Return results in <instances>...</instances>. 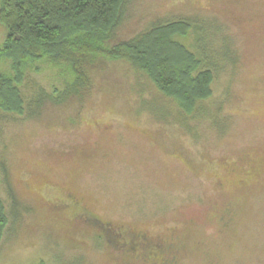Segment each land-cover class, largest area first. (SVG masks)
Here are the masks:
<instances>
[{
    "label": "rangeland",
    "instance_id": "rangeland-1",
    "mask_svg": "<svg viewBox=\"0 0 264 264\" xmlns=\"http://www.w3.org/2000/svg\"><path fill=\"white\" fill-rule=\"evenodd\" d=\"M180 22L212 72L191 113L126 58L96 56L76 92L66 64L26 71L22 114L0 110V264H149L118 230L175 264H264V0H123L107 45Z\"/></svg>",
    "mask_w": 264,
    "mask_h": 264
},
{
    "label": "trees",
    "instance_id": "trees-1",
    "mask_svg": "<svg viewBox=\"0 0 264 264\" xmlns=\"http://www.w3.org/2000/svg\"><path fill=\"white\" fill-rule=\"evenodd\" d=\"M122 5L123 0H0V26L6 32L0 62L11 64L9 74H0V110L22 114L24 102L18 86L37 61L68 65L76 78L68 83L67 92H76L85 78L89 81L84 65H91L96 56L128 59L188 113L196 102L208 99L212 72L200 71V60L172 39L176 30L186 33L185 23L154 27L139 39L107 45L119 24ZM6 224L0 200V236ZM172 251L164 241L144 260L175 264Z\"/></svg>",
    "mask_w": 264,
    "mask_h": 264
},
{
    "label": "flooded vegetation",
    "instance_id": "flooded-vegetation-1",
    "mask_svg": "<svg viewBox=\"0 0 264 264\" xmlns=\"http://www.w3.org/2000/svg\"><path fill=\"white\" fill-rule=\"evenodd\" d=\"M79 215H82V218L85 219L89 225L93 223V219L91 217H88V214L80 213ZM81 219V220H83ZM93 225V224H92ZM113 235V239H106L111 249H115L116 252H120L121 255L125 256L128 254H132L137 256V254H140V259L144 258L143 254H141V247H140V241L142 240V237L140 235L132 237L131 235H124L121 230L116 231ZM131 236V237H129ZM148 246V243H146ZM113 247V248H112ZM149 247V246H148ZM142 250L145 251L146 247L142 245Z\"/></svg>",
    "mask_w": 264,
    "mask_h": 264
}]
</instances>
